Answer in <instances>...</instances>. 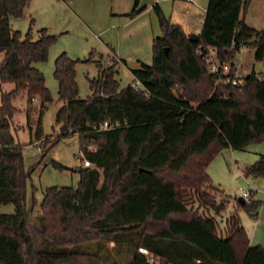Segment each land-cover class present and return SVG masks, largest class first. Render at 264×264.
<instances>
[{"label": "trees", "instance_id": "obj_1", "mask_svg": "<svg viewBox=\"0 0 264 264\" xmlns=\"http://www.w3.org/2000/svg\"><path fill=\"white\" fill-rule=\"evenodd\" d=\"M29 0H0V264H147L137 248L146 246L166 264H264V247L251 244L240 210L256 216L261 200L250 189L226 217L225 234L217 221L193 204L225 208L217 201L207 166L224 147L242 149L264 139V73L254 70L233 83V58L243 45L264 57V27L243 18L250 0H208L199 33H187L154 2L162 33L153 38L152 62L132 69L134 80L120 87L112 66H100L90 79L92 92L77 95L75 64L65 51L54 60V77L62 104L55 114L61 135L76 132L83 155L76 186L51 185L43 191L37 213L39 245L28 231L22 144L11 133L13 98L38 95L42 110L51 99L42 71L34 62L47 58L57 38L47 27L33 37L13 29L9 16L23 15ZM139 0L127 12L133 15ZM31 18L30 24H32ZM210 49L226 73L211 71ZM94 50L84 60H92ZM124 63H127L123 59ZM99 65V64H98ZM13 87L4 90L2 83ZM28 108V107H27ZM107 120L117 126L95 128ZM35 135L41 136L38 122ZM89 144L96 146L94 150ZM246 174H264V153ZM107 237L130 253L122 263L101 255L98 239ZM101 237V238H102Z\"/></svg>", "mask_w": 264, "mask_h": 264}, {"label": "rangeland", "instance_id": "obj_2", "mask_svg": "<svg viewBox=\"0 0 264 264\" xmlns=\"http://www.w3.org/2000/svg\"><path fill=\"white\" fill-rule=\"evenodd\" d=\"M50 4V0H30L23 9V15L18 17L9 16L11 27L19 30L22 35L25 34L30 25L34 38L38 36V29L41 27H47L50 33L57 35V38L49 46L47 58L34 62V65L44 74L45 84L51 99L45 102L41 110V99L38 95L32 98L29 106L25 91H21L13 98L16 110L13 113L10 130L15 140L22 144L23 165L26 170L30 171L25 185V203L27 208H31L28 214V231L34 238L35 246L39 245L36 217L40 209L39 202L43 197L44 189L51 185L76 186L79 180V171L76 167L82 166L81 162L75 158L76 154L81 153L83 155L78 134L74 132L61 135L60 123L55 120L56 111L62 104L58 94V81L53 74L56 56L67 50L65 52L73 58L81 59L75 64V80L77 95L82 98L91 94L90 79L98 75L100 66L113 67L120 87L134 80L129 70L123 65H118L110 55L106 56L105 54L93 52L92 60H84L91 51V48L83 49L78 45L77 37L85 35L84 31L71 23L69 24L71 26L69 32L60 35L62 24L61 21L58 22L52 18L53 11ZM60 11H62V8ZM31 18H33L32 24H30ZM245 20L250 26L257 29L264 27V0L249 1ZM47 22H51L53 25L47 24ZM78 54L80 57H77ZM243 55H246V59L242 60ZM235 57L236 62L241 59L240 72L245 68H253L255 71L264 73V57H255V46L253 44L248 45V49L240 54L236 53ZM1 58L2 53H0V60ZM13 85L11 82H4L2 88L10 90ZM38 122L41 126V136L39 138L35 135ZM37 143L41 144L40 147ZM257 152L264 153V140L249 143L243 151L238 152V156H232L229 149L225 148L223 153L217 156L207 168L208 173L211 175L212 184L220 189V191H214L216 200L224 201L225 208L216 212L211 207L199 206L197 202L193 205L198 207V210L203 214L213 216L216 219L219 234H222V228L226 225V217L229 210L233 208V203L239 197H242L243 189L249 186L255 191L256 197L262 200L258 207L259 214L257 218L259 223L256 237L262 238L264 241V175L252 176L246 174L244 167L254 161ZM13 211V203H0V212L10 213ZM240 213L247 228L252 233L256 227V216H252L244 210ZM101 237L98 239L101 255H106L108 261L116 260L122 263L130 257V253L126 252L123 247H119L116 241L113 243L109 239ZM28 259L29 264H36L30 251L28 252Z\"/></svg>", "mask_w": 264, "mask_h": 264}, {"label": "crops", "instance_id": "obj_3", "mask_svg": "<svg viewBox=\"0 0 264 264\" xmlns=\"http://www.w3.org/2000/svg\"><path fill=\"white\" fill-rule=\"evenodd\" d=\"M133 1L134 0H50V6L53 11L52 18L56 19L58 22L61 21L60 35L69 32L71 27L69 24L74 23L78 29H82L85 33V35L83 34L77 37L79 47L83 49L91 48V50L93 49L94 52H98L99 54L112 56L118 65L125 66L132 74V71L127 67L128 61L130 59H135L139 62L151 63L153 56V38L162 33L152 4L143 6V9L133 15L127 14L133 5ZM207 1L208 0H155V2L161 6L165 15L168 16L172 22L180 24L187 33L200 32ZM61 8L62 11H60ZM245 15L246 10L242 13L244 20ZM47 24L53 25L51 22H47ZM87 33L88 35H86ZM246 49H248V45H243L236 53L240 54ZM68 55L70 56V54ZM77 57H80V55L78 54ZM123 59L126 60L127 63H124ZM243 59H246V55H243L242 60ZM233 63L235 65V76H243L254 70L253 68H245L240 72L239 69L242 65L241 59L236 62V57L233 58ZM255 72L259 75L263 74L261 71ZM246 146L242 149H235L232 147H224L223 149L227 148L232 156H238V152L243 151ZM223 149L215 155L212 161L223 153ZM261 153L262 152H257V157ZM257 157L254 160H256ZM248 165L246 164V166H244L245 169H247ZM254 197L257 198L256 195H254ZM234 205L235 202L232 206ZM231 210H229V212ZM241 211L243 210H240V212ZM240 212L241 221L246 229L249 242L251 244L259 243L264 247L262 238L256 237L259 223L257 218L259 211L256 214V227L252 233L247 228ZM221 233V235L225 234V226L222 228ZM108 239L110 242H115L113 239Z\"/></svg>", "mask_w": 264, "mask_h": 264}, {"label": "built area", "instance_id": "obj_4", "mask_svg": "<svg viewBox=\"0 0 264 264\" xmlns=\"http://www.w3.org/2000/svg\"><path fill=\"white\" fill-rule=\"evenodd\" d=\"M213 53H214V50L213 49H210V53H209V60H211V64L209 66V69L211 71H218L220 68L222 69V72L226 73L229 69V62H223L221 63L220 65V68H219V64L217 62L214 61V57H213ZM233 83H241L242 82V76H234L233 78H229ZM131 84L136 87V88H139L140 87V83L138 80H133L131 82ZM118 125V122H115V123H109L107 120H104L103 122L99 123L98 125H93L95 128H107V127H114V126H117ZM38 144V147H40L41 144L37 143ZM88 148L91 149V150H94L96 148L95 145L93 144H89L88 145ZM82 152V151H81ZM75 158L77 161L81 162L82 166H89L92 164V162L86 158L84 155H81V153L79 154H76L75 155ZM248 183V182H247ZM250 187H246L243 189L242 191V197L245 199V200H248L249 197H250ZM107 238V237H106ZM108 239V238H107ZM137 250L143 254L145 256V260H146V263L147 264H166L163 262L162 258L155 255L149 248H147L146 246H143V245H139Z\"/></svg>", "mask_w": 264, "mask_h": 264}, {"label": "water", "instance_id": "obj_5", "mask_svg": "<svg viewBox=\"0 0 264 264\" xmlns=\"http://www.w3.org/2000/svg\"><path fill=\"white\" fill-rule=\"evenodd\" d=\"M155 2V0H139V3H138V8H141L147 4H153ZM127 66L130 70L132 69H141L142 68V65H141V62L135 60V59H130L127 63ZM76 169H78V167H76ZM240 201H243L244 198L243 197H239L238 198Z\"/></svg>", "mask_w": 264, "mask_h": 264}]
</instances>
